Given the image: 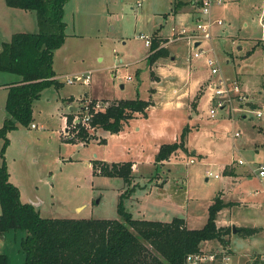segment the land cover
Instances as JSON below:
<instances>
[{"label": "rangeland", "instance_id": "obj_1", "mask_svg": "<svg viewBox=\"0 0 264 264\" xmlns=\"http://www.w3.org/2000/svg\"><path fill=\"white\" fill-rule=\"evenodd\" d=\"M172 1L65 2L66 36L53 53L55 78L60 82L45 86L33 100L28 125L19 124L6 131L3 151L8 179L19 188L21 199L40 202L41 215L121 219L117 201L125 192L123 205L135 218L168 221L179 216L188 227L199 228L207 219L208 205L219 195L244 198L248 203L232 205L229 214L228 208L223 209L216 215L218 223L227 220L228 214L247 223L255 218L264 225V175L258 174L259 165H264V112L256 114L264 110V0L211 2L210 18L223 22L211 25L212 36L204 39L201 47L218 59L219 70L212 78L228 77L238 83L242 97L235 96L233 108H219L210 116L205 81L183 108L165 112L168 109L159 103L147 117L119 132L92 128L90 120H82L86 106L92 115L97 103L150 96L153 80L161 79L155 62L172 61V45L178 46L177 59L197 64L210 76L203 56L190 60L193 49L184 36L200 16V0H179L177 7L188 4L195 13L189 16L183 36L178 31L171 33L174 24L163 14L170 11ZM158 27L163 35L154 34ZM37 29L34 10L11 7L0 0V50L13 32ZM141 34L151 38V43L156 40L159 46H165L168 54L150 62L146 59L150 46L139 37ZM89 71L90 80L84 81ZM163 72L166 80H174L173 75L185 78ZM69 77L77 78L68 82ZM20 78L17 72L0 69V126L6 116L7 88ZM186 105L190 117L184 109ZM66 115H72V119L64 123ZM77 124L88 129L86 140L78 137ZM182 131L185 148H177L167 159L155 161L157 145L179 141ZM3 140L0 136V148ZM195 148L198 149L193 152ZM238 158L244 162L239 163ZM96 159L109 163L131 161L132 167L135 165L131 179L125 182L122 176L98 173L93 167ZM225 167L232 176L223 173ZM235 176L238 180L233 182ZM217 244L218 240H214L202 248L217 251ZM9 247L6 251L11 263H22L15 245ZM231 247L239 252H255L233 255L227 264H264V231L247 239L233 234ZM221 260L218 255L205 264H222Z\"/></svg>", "mask_w": 264, "mask_h": 264}, {"label": "trees", "instance_id": "obj_2", "mask_svg": "<svg viewBox=\"0 0 264 264\" xmlns=\"http://www.w3.org/2000/svg\"><path fill=\"white\" fill-rule=\"evenodd\" d=\"M66 1L5 0L8 6L34 10L38 25L36 31L13 32L0 50V69L21 75L20 80L8 86L4 103L6 116L0 126V136L4 139L0 148V236L6 247L15 245L22 260L19 264H185V255L204 250L205 240H218L225 248L226 235L232 227L218 226L216 215L230 202L219 195L208 205L207 219L199 228L188 227L179 216L168 221L135 218L123 205L125 192L120 193L117 201L121 219L43 216L35 205L21 200L19 188L8 179L3 155L6 131L19 124L28 125L32 121L33 100L45 86L60 82L55 78L53 53L66 36L63 19ZM177 5L176 2L175 9ZM167 54L168 49L153 40L147 59L153 62ZM150 104V100L139 96L114 99L92 113L90 127L119 132L136 112L146 115ZM66 119L70 121L72 115H66ZM77 125L78 137L86 140L90 135L88 129ZM104 140L102 137L101 141ZM177 148H185L184 131L179 141L161 143L155 160L167 159ZM93 167L101 174L122 176L125 182L132 177L131 161L109 163L96 159ZM223 173L230 174V171L225 167ZM236 230L245 236L256 228L240 226ZM218 255L222 253L219 251ZM0 264H13L6 250L0 252Z\"/></svg>", "mask_w": 264, "mask_h": 264}, {"label": "crops", "instance_id": "obj_3", "mask_svg": "<svg viewBox=\"0 0 264 264\" xmlns=\"http://www.w3.org/2000/svg\"><path fill=\"white\" fill-rule=\"evenodd\" d=\"M172 2H173V5L171 6L170 11L163 12V14H164L165 18H168V19H170L173 22V24L175 26L173 25L172 27L175 30L178 31L181 28H185L184 26H186V24L188 23L187 21L189 19V16L190 15L193 16V14H195V13L192 12L193 8H192L191 5L189 6L188 4H182L180 7H176V9H175L174 8V4L176 2L179 4V0H174ZM136 4L138 5V2ZM160 28L161 27H158L156 29V31L154 33L155 35H163L161 33V31H160ZM170 47L172 48V51H171V54H170V58L172 59V61L163 62V61L158 60V61L155 62L156 69H157L158 73L161 75V79L160 80H153V82L151 84V86L153 87V90H152V93H150V96H148L151 99L150 100L151 104L147 107V112H146L147 114L143 115L142 113H140L142 116L141 115L137 116L139 114H136L134 117H132L125 124L123 129L127 125H130L131 123H133V121H136L137 119H139L141 117H147L150 114V110L152 108H154L159 103H162L164 105V107L166 109H168L165 112L171 111L173 109H177L178 107L183 108L184 105L186 104L187 100L191 99V96L193 95V93L197 89V87L200 86L202 83H206L208 81L206 79L208 78L209 75L205 74L203 69H201L197 64H195V63H193V64L189 63L188 64V63H186L183 60L177 59V55L179 54V52L177 50L178 46L172 45ZM146 59H147V54H146ZM165 70L169 71L171 73H177L178 75H183L182 77H185V78H180L179 79L178 76L176 77V76L173 75L174 80H166V78H164V76H162V74H164L163 71H165ZM121 87H124V83H121ZM89 96L98 97V98H101V97L109 98L108 96H98V95H89ZM148 97H146V98L145 97H141V98L149 99ZM71 107L75 108L74 106H71ZM184 109L187 112H189L188 113V117H190L191 113H190V111H188L187 105H186V107ZM65 120H66V117H64V123H65ZM139 120H137V121H139ZM185 122H187V120ZM166 123H169V121H166ZM136 128H138V126H136ZM176 138H177V133L174 135L173 140L176 139ZM160 144L157 145V150H158V147H159ZM196 149H198V148L193 149V152L196 151ZM134 168H135V165L133 163L132 169H134ZM228 175L232 176L231 174H228ZM206 179H207V177H206ZM236 180H238V177L234 178L232 181L235 182ZM134 182H135V180H134ZM223 199L225 201L230 202V203L225 205L224 207H222L218 211V213H217L218 215L220 214V211H222L225 208H228V214H229V212L231 211L230 209H231L232 205H234V206L235 205L242 206V205H246L248 203V201L247 200L245 201L244 198H238V199H226V198H223ZM21 200L25 201V202L32 203L39 210L38 206H39L40 202L37 203V202L32 201V200L28 201L27 199H25V200L21 199ZM228 214H227L228 218H227V220L225 219L224 222L218 223L217 220H216V223H217L218 226H231V227L234 226L235 228L240 227V226L254 227V228H256V231L253 232L252 234L245 235V236H242L239 233H237V230L235 232L231 231V233L226 235V237L228 238V243H227L225 248L218 241L217 245H219V247H218L217 250L222 253V256H220L222 258V260H221L222 264L229 263V259L231 257H233V255L245 256L247 254H250L251 252H255V251H249V252L248 251L247 252H242L241 251V252H239V251L234 250L231 247V238H232L233 234H239L241 237L247 239V238L251 237L254 233L256 234L257 232H260V231L263 232L264 231V225L260 224L259 221L257 219H255V218H252V221L250 223H247V222L239 220L237 217H232L231 215H228ZM212 241H214V240H205L202 243V247H203V245L209 244ZM226 249H228V251H230L228 254H226L225 252H222V251H225ZM5 250H7L5 241L0 236V252H3ZM256 252L257 253H262L260 251H256ZM223 255H225V257ZM245 260H247V259L245 258ZM244 264H247V262L244 261Z\"/></svg>", "mask_w": 264, "mask_h": 264}, {"label": "built area", "instance_id": "obj_4", "mask_svg": "<svg viewBox=\"0 0 264 264\" xmlns=\"http://www.w3.org/2000/svg\"><path fill=\"white\" fill-rule=\"evenodd\" d=\"M200 7H199V13L200 16L195 19L194 26L191 28L189 33H186V28H181L178 30L182 36L184 35L187 38V42L190 44V46L193 49L192 54L190 53V60L191 58H198V57H204L205 63L207 68H209V74L210 76L207 78V103L210 105L208 114L210 116H214L216 113L217 109H227L228 108H233V101L235 96L242 97L240 93V88L239 85L236 81L228 78V77H218V78H212V74H216L219 70V62L216 56H213L212 54H207V49L201 47L202 41L204 39H209L211 38L212 34L210 33V27L212 24L215 22L221 24L223 21L219 18L217 20L211 19L210 18V8H211V2L212 0H200ZM263 29H264V22L262 23ZM172 32L177 33V30H175L173 27L171 28ZM139 37L144 39V43L148 46L151 45V38L144 36V35H139ZM130 76L128 75V78ZM77 77L73 78H67L68 82H72L75 80ZM84 81H89L90 80V71L85 74L83 77ZM106 104H99L97 103L96 106L97 109H102L104 108ZM86 106V114L83 115L82 120L84 122H88L91 118V112L87 111ZM264 110H258L256 111V114L258 116L262 115ZM32 127H37L35 123H31ZM43 127V126H40ZM235 135H238V132H235ZM194 159L191 158L190 162H193ZM237 161L239 163H243L244 160L242 158H238ZM208 174H211V172H208ZM258 174L259 175H264V165L260 164L258 168ZM213 176L217 177L219 176L218 173H214ZM219 251H205L201 250L198 252H191L185 255V264H205L207 262H211L213 260H216L217 254ZM225 257V255H224Z\"/></svg>", "mask_w": 264, "mask_h": 264}, {"label": "water", "instance_id": "obj_5", "mask_svg": "<svg viewBox=\"0 0 264 264\" xmlns=\"http://www.w3.org/2000/svg\"><path fill=\"white\" fill-rule=\"evenodd\" d=\"M232 228H233L232 231L235 232L236 231V228L234 226Z\"/></svg>", "mask_w": 264, "mask_h": 264}]
</instances>
